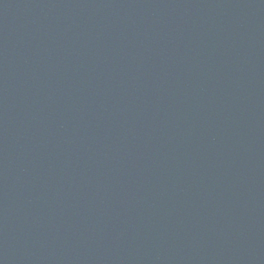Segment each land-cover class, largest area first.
<instances>
[{
  "label": "water",
  "instance_id": "95a60500",
  "mask_svg": "<svg viewBox=\"0 0 264 264\" xmlns=\"http://www.w3.org/2000/svg\"><path fill=\"white\" fill-rule=\"evenodd\" d=\"M0 264H264V0H0Z\"/></svg>",
  "mask_w": 264,
  "mask_h": 264
}]
</instances>
